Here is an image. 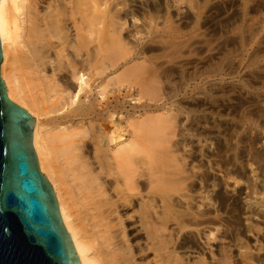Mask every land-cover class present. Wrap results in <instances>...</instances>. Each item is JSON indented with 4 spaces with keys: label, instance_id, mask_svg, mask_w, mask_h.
<instances>
[{
    "label": "bare ground",
    "instance_id": "obj_1",
    "mask_svg": "<svg viewBox=\"0 0 264 264\" xmlns=\"http://www.w3.org/2000/svg\"><path fill=\"white\" fill-rule=\"evenodd\" d=\"M172 1L0 0V75L81 264H264V80L174 86L211 46Z\"/></svg>",
    "mask_w": 264,
    "mask_h": 264
},
{
    "label": "water",
    "instance_id": "obj_2",
    "mask_svg": "<svg viewBox=\"0 0 264 264\" xmlns=\"http://www.w3.org/2000/svg\"><path fill=\"white\" fill-rule=\"evenodd\" d=\"M33 128L32 115L9 98L0 75V264H81L51 181L40 171Z\"/></svg>",
    "mask_w": 264,
    "mask_h": 264
},
{
    "label": "rangeland",
    "instance_id": "obj_3",
    "mask_svg": "<svg viewBox=\"0 0 264 264\" xmlns=\"http://www.w3.org/2000/svg\"><path fill=\"white\" fill-rule=\"evenodd\" d=\"M172 5L175 23L201 31L211 46L207 66L197 62L191 65L175 78L174 86L181 88L190 78L201 74L215 81L222 73L223 90L234 89L245 96L258 87V82L264 80V0H177ZM140 62L141 59L124 64L115 75ZM160 113L150 110L131 120L140 121ZM221 241L218 238V242L211 244L215 247Z\"/></svg>",
    "mask_w": 264,
    "mask_h": 264
}]
</instances>
